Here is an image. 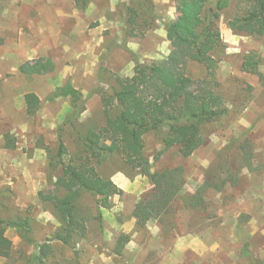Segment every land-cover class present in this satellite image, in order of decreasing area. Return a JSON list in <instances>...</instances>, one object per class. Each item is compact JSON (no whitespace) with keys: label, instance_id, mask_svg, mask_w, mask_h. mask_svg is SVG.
<instances>
[{"label":"rangeland","instance_id":"obj_1","mask_svg":"<svg viewBox=\"0 0 264 264\" xmlns=\"http://www.w3.org/2000/svg\"><path fill=\"white\" fill-rule=\"evenodd\" d=\"M84 1L0 0V221L29 219L36 243L51 240L61 223L46 198L64 194L56 190L62 166H54L61 144L67 149L61 161L77 170L83 137L106 124L103 98L113 97L117 79L132 77L137 63L173 60L197 85L208 83L220 93L227 107L225 116L205 126L207 142L190 158L177 147L165 150L155 133L146 135L153 172L184 167L179 199L161 219L138 226L132 212L153 185L111 155L96 169L124 194L105 209L85 193L79 209L87 235L71 247L48 242L51 249L39 264H264V39L230 30L232 7L218 22L224 45L216 67L208 69L183 59L179 42L168 36L166 26L177 18L170 0ZM253 51L260 55V75L242 69ZM42 58L54 63L53 72H20ZM68 83L86 107L75 123L66 121L70 98L50 99ZM28 93L41 100L34 117L27 115ZM6 135L16 148H6ZM204 184L203 202L193 206ZM122 234L131 240L117 255ZM7 236L13 252L0 264H30L40 255L41 244L29 245L16 229Z\"/></svg>","mask_w":264,"mask_h":264},{"label":"trees","instance_id":"obj_2","mask_svg":"<svg viewBox=\"0 0 264 264\" xmlns=\"http://www.w3.org/2000/svg\"><path fill=\"white\" fill-rule=\"evenodd\" d=\"M82 1L76 0L78 5ZM170 1L175 5L177 18L167 24L166 30L170 38L179 42V54L187 61L205 65L208 69L216 67L218 61L215 54L224 45L218 22L232 7L234 15L227 19L229 29L264 39V0ZM260 60L257 51L249 53L244 57L243 71L260 75ZM54 69L50 59L42 58L22 65L20 72L34 76L53 72ZM117 81L119 86L113 97L103 98L107 116L105 126L99 131L90 130L83 137L84 149L77 170L61 161L67 149L64 144L60 146V160L54 166H62L63 173L56 182V190L64 194L46 199L52 202L61 228L51 240L36 243L29 219L1 220L0 257L10 258L12 255L14 244L7 236L10 228L16 229L29 245L41 244L40 255H32L30 264L45 260L51 249L48 242L52 240L71 247L76 239L84 238L88 220L80 214L82 196L90 194L99 208L110 209L111 199L124 194L110 178L100 176L96 169L111 155H120L127 166L148 177L153 185V189L142 197L132 212L138 226L144 227L161 219L179 199L186 184L184 167L153 172L152 164L144 153L145 137L155 133L161 138L165 150L177 147L184 159L190 158L207 142L205 126L227 114L224 97L208 83L197 85L173 60L150 65L137 63L132 77H119ZM58 98H70L72 102L66 121L75 123L86 111L79 92L70 83L58 88L50 97ZM25 102L27 115L34 117L41 108L40 98L28 93ZM5 140L6 148H16L14 138L6 135ZM208 187L204 184L192 196L193 206L203 202L202 194ZM130 240L128 235L122 234L117 239L115 253L121 255Z\"/></svg>","mask_w":264,"mask_h":264}]
</instances>
